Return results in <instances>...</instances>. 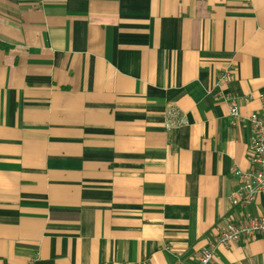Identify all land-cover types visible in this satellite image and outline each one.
Returning <instances> with one entry per match:
<instances>
[{"label":"crops","instance_id":"obj_1","mask_svg":"<svg viewBox=\"0 0 264 264\" xmlns=\"http://www.w3.org/2000/svg\"><path fill=\"white\" fill-rule=\"evenodd\" d=\"M220 93L259 110L264 0H0V264H193L264 215L228 201L251 132Z\"/></svg>","mask_w":264,"mask_h":264},{"label":"built area","instance_id":"obj_2","mask_svg":"<svg viewBox=\"0 0 264 264\" xmlns=\"http://www.w3.org/2000/svg\"><path fill=\"white\" fill-rule=\"evenodd\" d=\"M231 71V64L221 68L217 73L216 84L226 88L231 82ZM217 98L228 102L230 125L245 123L251 132L248 157L250 168L248 171L233 170L238 185L228 196L230 205L244 208L251 205L258 195H264V95H259V110L248 116L240 114L238 106L228 95L220 93ZM253 237L264 238V215L255 218L242 215L238 221H228L207 239L193 264H215L218 247H227ZM176 264L187 263L178 260Z\"/></svg>","mask_w":264,"mask_h":264}]
</instances>
